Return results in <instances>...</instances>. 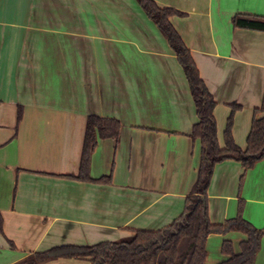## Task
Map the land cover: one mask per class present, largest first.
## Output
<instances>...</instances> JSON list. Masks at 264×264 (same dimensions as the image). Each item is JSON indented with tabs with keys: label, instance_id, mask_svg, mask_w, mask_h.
<instances>
[{
	"label": "crops",
	"instance_id": "crops-1",
	"mask_svg": "<svg viewBox=\"0 0 264 264\" xmlns=\"http://www.w3.org/2000/svg\"><path fill=\"white\" fill-rule=\"evenodd\" d=\"M153 1L185 14L170 21L217 103L219 144L236 104L232 135L245 150L264 102V32L232 20L264 17V0ZM90 115L122 124L91 159V178L112 175L111 184L70 178ZM198 121L177 55L136 0H0V264L171 225L197 180L201 141L190 134ZM208 197L212 224L235 218L242 198L245 220L264 229V160L246 173L234 160L216 165ZM246 240L210 235L205 264L228 260L224 242L240 253ZM255 264H264V238Z\"/></svg>",
	"mask_w": 264,
	"mask_h": 264
},
{
	"label": "trees",
	"instance_id": "trees-1",
	"mask_svg": "<svg viewBox=\"0 0 264 264\" xmlns=\"http://www.w3.org/2000/svg\"><path fill=\"white\" fill-rule=\"evenodd\" d=\"M147 17L152 20L167 39L177 55L188 81L196 106L199 121L193 126L190 137L201 141V158L197 180L190 195L186 198L182 215L171 225L156 231H134V236L117 242H102L93 246H61L44 252L30 254L17 264H44L60 259L88 260L90 264H205L207 240L212 234L239 232L247 236L241 242L240 253H236L231 242L222 245L223 255L228 260L220 264H255L261 250L264 229H258L245 220L243 212L245 201L240 198L238 214L223 224H212L208 211V189L216 165L228 160L241 163L245 173L264 160V102L255 110L247 148L237 146L232 135L234 114L240 106L233 104L232 113L227 121L224 134L225 146L221 147L217 135V122L214 111L217 106L213 95L201 78L199 69L183 39L172 25L174 16L185 14L172 8H161L153 0H137ZM235 29L264 32V17L236 15L233 20ZM22 121L19 108L17 126ZM122 129L120 121L90 115L87 118L79 173L70 178L81 182L111 184L113 176L93 180L90 175L91 159L99 140L118 139ZM245 175L241 179L244 183ZM3 218L0 213V233H3Z\"/></svg>",
	"mask_w": 264,
	"mask_h": 264
},
{
	"label": "rangeland",
	"instance_id": "rangeland-1",
	"mask_svg": "<svg viewBox=\"0 0 264 264\" xmlns=\"http://www.w3.org/2000/svg\"><path fill=\"white\" fill-rule=\"evenodd\" d=\"M137 1V0H136Z\"/></svg>",
	"mask_w": 264,
	"mask_h": 264
}]
</instances>
